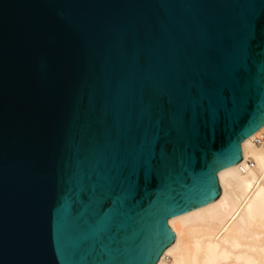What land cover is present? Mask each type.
I'll return each instance as SVG.
<instances>
[{
	"label": "water",
	"instance_id": "95a60500",
	"mask_svg": "<svg viewBox=\"0 0 264 264\" xmlns=\"http://www.w3.org/2000/svg\"><path fill=\"white\" fill-rule=\"evenodd\" d=\"M264 125V0H0V264H156Z\"/></svg>",
	"mask_w": 264,
	"mask_h": 264
},
{
	"label": "bare ground",
	"instance_id": "6f19581e",
	"mask_svg": "<svg viewBox=\"0 0 264 264\" xmlns=\"http://www.w3.org/2000/svg\"><path fill=\"white\" fill-rule=\"evenodd\" d=\"M241 154L217 172L218 199L168 220L176 239L156 264H264V125Z\"/></svg>",
	"mask_w": 264,
	"mask_h": 264
}]
</instances>
